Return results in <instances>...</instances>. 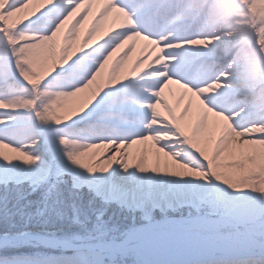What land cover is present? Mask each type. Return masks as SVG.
<instances>
[{
	"label": "rangeland",
	"instance_id": "rangeland-1",
	"mask_svg": "<svg viewBox=\"0 0 264 264\" xmlns=\"http://www.w3.org/2000/svg\"><path fill=\"white\" fill-rule=\"evenodd\" d=\"M62 1L65 8L60 11L67 12L83 6L84 2L90 0ZM109 1L112 3L110 10L122 14L130 12L117 7L115 1L118 0ZM189 1L193 3L195 0ZM237 1V5L242 6L243 11L234 14L246 16V20H242L241 23L247 25L246 34L252 38L251 48L261 65L258 66L256 61L249 59L241 67L237 61H229L222 65L227 54L223 55L220 48L229 50L235 47L237 40L245 35V32H241L229 41L224 40L226 42L216 38V42H209L211 46L198 43L196 48L194 47L192 57L183 58L184 67L197 64L196 76H190L188 70H182L185 76L177 72L178 76L183 77L181 80L178 76H171L169 72L164 73L171 82L196 93L200 106L195 104L191 107L190 100H187L181 109L179 101L183 92H180V100H174L171 87H165L163 95L156 94L154 99L145 96L157 93L162 88L160 85L155 88L149 83L139 84L136 89L124 87L123 82L128 68L123 61L112 71L115 81L123 84V87L110 100L108 107L97 118H93V114L86 113L75 126L63 124L56 116V109L62 101L59 98L43 100L42 95L36 94L39 88L49 90V87L43 86L44 79L37 84L32 83L23 68L16 65L11 53L3 58L0 53V185H26L34 192L44 187L53 176L63 177L72 181L71 186L76 190L87 188L94 191L100 202L105 205H114L130 213L141 212L146 223L166 218H181L185 221L204 220L201 226L189 224L184 227L153 230L130 248L131 260L129 258L127 261L122 258L117 259L114 257L116 255L107 256L102 253L91 257L78 250L62 251L18 242L0 249V264H65V262L69 264L70 262L71 264H233L247 261L264 263L262 253L264 251L260 247L262 246L264 250V207L263 211L260 210L261 206H264V123L258 127L251 126L247 122L249 118L247 112L241 108L243 95L257 93L259 96L263 95L264 109V22L254 23V18L257 16L264 17V8H259L257 14L252 15L249 7L245 5L247 0ZM132 4L130 2L129 6ZM18 6L17 4L11 9ZM147 9L150 10L152 7L139 8L137 13L142 15ZM189 10L183 8L181 12L183 11L184 14ZM183 14L163 19L162 26L160 25L162 20L154 22L157 20V14L152 15L147 18L146 24L152 25L153 30L157 32L161 28L167 29L179 24L182 19L186 24L192 23V26L193 21L198 18L191 14L190 19H185ZM55 16L52 14L49 21ZM175 19L176 21H173ZM128 20L132 26L139 27L136 20ZM202 24V28L208 29L205 23ZM42 28L43 26L39 25V31ZM88 30L80 27L78 39H82ZM182 32L185 31L179 29L167 35L155 36L154 39L149 36L140 37L150 44V49L153 40L156 42L159 39H166L168 42L165 47L179 54L173 52L158 55L163 59L176 61L181 54L184 55L188 51L182 46L186 40L176 41ZM29 33L40 35L36 31ZM137 34L138 32H134L121 39L125 40L130 35ZM86 35L89 33L87 32ZM92 40H96L98 45L86 56L87 62H82L74 69L73 75L86 73L87 64L97 61L94 60V55L104 53L114 45L113 42L106 41L101 34L94 35ZM225 43L227 47L224 46ZM3 48L10 49L9 44L0 36V51ZM245 55L247 56L248 53L246 52ZM100 62L108 66L111 71L112 66L107 63V57L102 58ZM73 63L74 61L69 62L71 65ZM206 63L208 65L203 69ZM230 66L235 67L236 70L229 74ZM64 71L62 70L61 73H65ZM215 71V77L212 78ZM163 72L161 69L158 73L163 74ZM142 77L146 80L150 77V72ZM72 78L74 77H70ZM191 80L193 86L189 85ZM242 83L246 86H242ZM163 98L168 99V104ZM136 106L142 109L135 110ZM207 113L211 115L207 116L208 120L203 123L202 135L193 137L191 135L193 140L190 137L186 138L181 132L184 120L188 122L187 127H192L197 119L205 118ZM177 114L180 116L179 119ZM122 117L129 119L124 120ZM131 118L138 122L135 127H147L148 131L140 136L128 131L131 134L129 140H123L121 137H128L124 133V125L131 123ZM24 120L27 122L25 128L22 126ZM86 129L99 130L96 134L99 141L93 147L80 138ZM238 130L241 132L247 130L251 134L259 135L258 138L251 137L261 148V152L256 153L257 166L253 169L242 165L232 170L224 160V154H227L231 147H237L248 140H229L228 132H238ZM187 132L188 130L185 134ZM115 134L118 139L116 142L111 138ZM220 136L227 139L226 144L221 148L210 142L211 139ZM144 139L150 145L155 140L162 139L166 144H154L151 148L156 149L158 154L173 153L172 156L175 155L177 158L174 156L175 159L172 158L177 163L176 168L174 165L162 164L158 169L156 161L149 158L145 164V156L147 153L150 155L151 150L145 153L140 147L135 151L137 153L133 154L139 156L135 169L132 170V160L127 157L125 159H129L128 163L120 162L116 167L111 166L108 157L114 154L119 141L125 142V146L129 148L131 142ZM112 143L113 146L105 152L104 158L97 155L101 147ZM199 147L202 148L201 153L198 152ZM211 147L216 153L215 158L209 153ZM13 151H19L21 157L11 158ZM128 170L131 172L127 174ZM94 171L98 175H94ZM109 180L111 183L106 187ZM115 182L120 186L117 191L114 189ZM130 190L131 194L128 193ZM50 206L54 208L53 203ZM257 211V216L253 218V213ZM155 215L161 217L154 220ZM73 217L70 222L74 226L72 229H84L81 225H77V218ZM258 217L260 219H257ZM101 219L102 213H98L95 220L100 223ZM219 219L223 221L222 224L216 222ZM65 222L68 221L65 219L58 221L60 224ZM108 230L113 231V229ZM189 230L196 231L194 236L186 239L193 246L192 248L181 241L184 239L181 233ZM97 231L99 229H93L91 232ZM104 232L106 231L102 233ZM23 233L32 234L30 231ZM46 237L71 244H82L73 243L66 238H57L54 234ZM178 243L182 246H177Z\"/></svg>",
	"mask_w": 264,
	"mask_h": 264
},
{
	"label": "bare ground",
	"instance_id": "bare-ground-1",
	"mask_svg": "<svg viewBox=\"0 0 264 264\" xmlns=\"http://www.w3.org/2000/svg\"><path fill=\"white\" fill-rule=\"evenodd\" d=\"M115 2L117 6L124 7L126 10L129 9L130 12H128V14H122L116 10H110L112 3L109 0H90L86 3L84 2L83 6L76 7L71 11L67 10V12L60 11V9L65 8V4L62 0H0V36L4 38V42L8 43L10 47L8 50L3 48L0 51L1 57L3 58L6 54L11 53L12 57L15 58L16 65L23 68L26 76L30 78L32 83L37 84L44 79L43 81L45 82L43 86L49 87V90L45 91L39 88L36 94L39 96L42 95L43 100L59 98V100L62 101L60 106L56 109V116L63 124H74L75 126L86 113L93 114V118H97V116L108 107L110 100L122 89L123 84L124 87L133 89H136L135 87L139 84L149 83L153 88L160 85L162 88H160L157 93H151L145 96L149 99H154L156 94H160V96L163 95L165 87H171L174 100L179 99L180 92H183L181 100L179 99L181 109L184 107L185 103H187V100H190L189 104L191 107H194L195 104L200 106L201 103L197 102L196 93L189 92L188 89L183 86L171 82L164 74L166 71L169 72L171 76L175 77L178 76L177 72L182 73V70H188L190 76H196L198 74L196 70L197 64L194 63L184 67L183 58L192 57V53L198 43L211 46L210 43L216 42V38L229 41L240 35L241 32H245V35L236 42L237 44L241 43L229 49L230 51L225 50L223 47L220 48L223 55L227 54L222 65L229 61H237L240 63L241 67L245 65V61L248 59L256 61L258 66L261 65L257 55L251 48L252 38L249 37V34H246L247 25L241 23L242 20H246V16L243 14L241 16L234 14V12L243 11V7L237 5V0H206L205 2L202 0H195L193 3L189 0H118ZM130 2L133 3V6H129ZM17 4L19 5L18 7L11 9ZM245 5L249 7L252 15H256L259 8H264V0H247ZM143 7H152V9H147L142 15L137 13L138 9ZM183 8L184 10L189 8L191 11H186L183 14V11L181 12ZM157 11L162 13L159 16V18H162L161 26L164 24L163 19L168 17L171 18V16L174 15L183 14L185 19H190V15L194 14L198 16V18L193 21L194 24L192 26V23L186 24L184 23L185 21H183L184 19H182L179 24L167 29L161 28L156 32L153 30L152 25L148 26L146 23L147 18L157 13ZM52 14L56 16L52 21H49ZM128 19L136 20L139 27L132 26ZM173 21H176V19ZM261 22H264V17L260 18L257 16L254 18V23ZM202 23H205L208 29L202 28ZM39 25L43 26L40 31L38 29ZM80 27L89 29L87 31L89 35H86V32L82 39H78ZM179 29L185 32H182L176 41L186 40L182 43V46L188 50H186L188 53L185 52L184 55L181 54L176 61L163 59L158 55L161 54L162 56L163 54H170L173 52L174 54H179L177 51H170L165 47L168 42L166 39H159L156 42L153 40V46L150 49V44L143 41L140 37L142 35L154 39L155 36L167 35ZM34 31L40 33V35L29 33ZM134 32H138L139 35H130L128 39H121L123 36ZM96 34H101L106 41H111L114 45L104 53L94 55V60L97 61L87 64L88 70L86 73L83 75H73L74 69L80 66L82 62H87L85 61L87 59L86 56L91 54L90 52L98 45L96 40H92V37ZM224 46L227 47V43H225ZM246 52L248 53L247 56L245 55ZM104 57H107V63L112 66L111 71L108 66L101 64L100 61H102ZM71 61H74L72 65L69 64ZM123 61L128 68V73L125 75L123 84H121L115 81L112 71L116 65L121 64ZM207 65L206 63L203 69ZM161 69L164 71L163 74L158 73ZM62 70H65V73H61ZM95 70H97L96 73ZM228 70L230 74V72L235 71L236 68L230 66ZM147 72H150V77L145 80L142 76ZM215 74L216 71L212 75V78L215 77ZM183 75L184 73H182V76ZM72 76L74 78L70 79ZM182 76L178 77L182 80ZM192 81L193 80L189 82L190 86L194 85ZM53 85L55 87H53ZM242 86H246L245 83H242ZM262 98L263 95L259 96L257 93L245 94L242 96L241 108L247 112L249 116L247 122L253 127H258L264 123ZM163 99L166 104H168V99ZM138 109L141 110L142 107L136 106L135 110ZM210 115L211 113H207L205 118L200 117L192 127H187L188 122L185 119L183 122V130H181L182 134L184 136L186 135V138L190 137L191 140H193V136L202 135L204 132L203 123L208 120ZM177 117L178 119L180 118L178 114ZM122 119L127 120L129 118L122 117ZM130 121L131 123L127 121L128 123L124 125V133L128 137L120 136L123 140H129L131 134L140 136L147 133V127L137 128L135 126L138 122L133 118H131ZM22 123V126L25 128L27 122L24 120ZM186 130H188V132L185 134ZM97 131L99 130L86 129L85 133L81 135L80 138L84 142H88L90 147H93L99 141L96 137ZM227 135L229 140L238 139V141H241L248 139L237 147H231L228 153L224 154L223 157L224 160L227 161L228 167L232 170L242 165L250 169L255 168L257 166L255 156L256 153L261 152V148L259 143L252 140L251 137L255 136V138H258L259 135L251 134V132L247 130H243L242 132L239 130L238 132L230 131ZM111 138L114 139L113 141L115 142L118 140L117 134L112 135ZM146 139L131 142L129 148L125 146V142L119 141L114 154L108 157L111 166L116 167L120 162L128 163L131 158L133 163L132 170L135 169L139 161V156H133V154L137 153L135 151L140 147L145 153L151 150V154L147 155V153L145 156V164L149 158L156 161L158 169L162 164L174 165L176 168L177 163L172 159L175 157V155H173L174 157L172 156L173 153L158 154L156 149L151 148L154 144H166L162 139L159 141L155 140L152 145H150ZM210 142L214 146L216 145V147L221 148L226 144L227 139L220 136L211 139ZM112 146L113 143L101 147L97 151V155L104 158L106 156L105 152L110 150ZM198 152H202L201 147L198 148ZM209 153H211L210 155H212L213 158L216 157V153L215 151L213 152L212 147ZM10 157L13 159L16 157L20 158L21 155L19 151H13ZM125 157L129 159H125ZM204 163L207 164L206 161H204ZM130 172L131 170H128L126 173L128 174ZM93 173L94 175H98L95 171ZM110 183L109 180V184H107L106 187H108ZM114 185L115 191L120 189L118 183L115 182ZM128 193L131 194V190L128 191ZM203 221H185L183 219L174 220L166 218L137 227L124 242L137 241L143 238L152 228L184 227L189 224L191 226H201ZM216 222L223 223L220 219L216 220ZM18 242L36 244L62 251L78 250L91 257L100 255L106 251V249L113 247L111 244L73 246L70 243L61 242L56 239H45L30 233H22L0 238V249ZM256 243L260 246L258 242ZM260 247L261 250L264 251L262 246ZM262 253L264 254V252ZM65 264H69V262H65ZM233 264L264 263L247 261Z\"/></svg>",
	"mask_w": 264,
	"mask_h": 264
},
{
	"label": "trees",
	"instance_id": "trees-1",
	"mask_svg": "<svg viewBox=\"0 0 264 264\" xmlns=\"http://www.w3.org/2000/svg\"><path fill=\"white\" fill-rule=\"evenodd\" d=\"M71 183L72 181L67 178L53 176L44 187L34 192L26 185H0V237L30 231L39 236L54 234L57 238H66L73 243H114L122 240L137 226L146 223L141 212L130 213L114 205H105L100 202L94 191L87 188L76 190ZM51 203L54 208L50 206ZM263 207L261 206V211ZM98 213H102L100 223L95 220ZM257 214L258 211L254 217ZM72 217L77 218V225L84 229H72L74 227L70 224ZM160 217L155 215L153 219ZM60 219L68 222L60 224L58 223ZM93 229L99 231L92 233ZM104 230L106 232L102 233ZM195 233H181L184 237L181 241L189 248L193 246L186 239L187 237L190 239ZM134 246L107 253V256L116 255L114 257L117 259L127 261L131 255L129 250ZM177 246L182 244L178 243Z\"/></svg>",
	"mask_w": 264,
	"mask_h": 264
},
{
	"label": "water",
	"instance_id": "water-1",
	"mask_svg": "<svg viewBox=\"0 0 264 264\" xmlns=\"http://www.w3.org/2000/svg\"><path fill=\"white\" fill-rule=\"evenodd\" d=\"M123 242L118 246V248L124 247L126 244L130 243L131 241H127V242H124V243Z\"/></svg>",
	"mask_w": 264,
	"mask_h": 264
}]
</instances>
